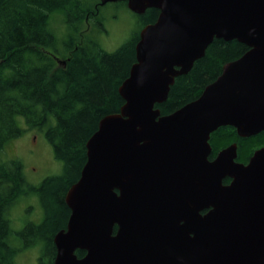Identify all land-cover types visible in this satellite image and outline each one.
Returning <instances> with one entry per match:
<instances>
[{"label":"water","instance_id":"1","mask_svg":"<svg viewBox=\"0 0 264 264\" xmlns=\"http://www.w3.org/2000/svg\"><path fill=\"white\" fill-rule=\"evenodd\" d=\"M116 2L138 16L159 14L139 33L119 113L101 119L86 143L53 264H264V146L246 164L236 143L209 159L221 127L239 138L264 132V0L100 5ZM214 39L248 51L197 99L161 115L155 106Z\"/></svg>","mask_w":264,"mask_h":264},{"label":"trees","instance_id":"2","mask_svg":"<svg viewBox=\"0 0 264 264\" xmlns=\"http://www.w3.org/2000/svg\"><path fill=\"white\" fill-rule=\"evenodd\" d=\"M116 3L126 7V2ZM104 6L100 0H0V154L22 135L17 121L22 118L28 129L43 133L55 160L62 163L60 175L32 186L25 181L19 160L0 157V264H15L20 252L38 245V264H53V238L66 228L70 215L64 197L86 163V143L101 119L119 113L124 101L118 89L136 62L139 32L159 14L147 9L135 15L138 30L110 53L96 38L103 30ZM58 23L66 30L62 39L56 37ZM246 51L235 40L214 39L191 70L175 78L167 100L155 108L169 115L197 99L226 63ZM232 143L237 145V161L245 164L264 146V132L239 138L234 128L221 127L210 135L209 159ZM30 195L39 199L43 218L14 232L10 210Z\"/></svg>","mask_w":264,"mask_h":264},{"label":"rangeland","instance_id":"3","mask_svg":"<svg viewBox=\"0 0 264 264\" xmlns=\"http://www.w3.org/2000/svg\"><path fill=\"white\" fill-rule=\"evenodd\" d=\"M101 16L103 30L96 38L106 52L111 53L118 49L138 30L137 17L124 5L109 3L101 9ZM58 24L56 37L62 39L66 30L62 23ZM17 121L23 133L6 146L0 157L4 160H19L23 165L25 181L32 186L40 185L47 177L60 175L62 163L55 160L52 148L43 133L28 129L22 118ZM43 214L39 199L32 195L25 196L10 210L11 228L18 232L27 222L38 224ZM13 244L16 247L20 245L16 237ZM40 250V245L30 246L16 256L15 264H38Z\"/></svg>","mask_w":264,"mask_h":264},{"label":"flooded vegetation","instance_id":"4","mask_svg":"<svg viewBox=\"0 0 264 264\" xmlns=\"http://www.w3.org/2000/svg\"><path fill=\"white\" fill-rule=\"evenodd\" d=\"M246 163H247V162H246ZM246 163H245V164H246Z\"/></svg>","mask_w":264,"mask_h":264}]
</instances>
